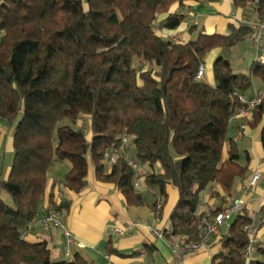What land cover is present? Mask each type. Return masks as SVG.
Here are the masks:
<instances>
[{
  "label": "trees",
  "instance_id": "1",
  "mask_svg": "<svg viewBox=\"0 0 264 264\" xmlns=\"http://www.w3.org/2000/svg\"><path fill=\"white\" fill-rule=\"evenodd\" d=\"M197 1L0 3V119L11 128L15 125L14 160L6 179L0 152V192L5 190L13 200L8 205L1 193L0 264H91L79 255L73 261H54L47 241L24 238L46 197L55 163L71 164L61 182L67 191L82 194L93 171L97 181L115 185L129 206L162 211L169 188L175 187L179 197L169 218L172 233H165L168 240L202 239L199 226L206 212L199 211L200 196L208 188L219 187L220 202H231L251 158L229 138V126L234 116L248 110L240 96L250 97L254 79L264 84V65L254 60L249 74H234L229 58L222 55L213 64L215 85L199 80L198 70L208 55L216 49L229 53L251 38V27L231 24L228 35H207L191 26L195 38L187 43L157 34L156 26L172 31L184 23V15L170 13L173 5L183 8ZM248 3L264 18V0H233L234 8L244 11ZM162 15L166 18L158 23ZM85 118L91 138L80 126ZM250 125L261 127L264 148V98L252 110ZM124 136L129 145L107 173L106 154L119 148ZM243 155L246 164L241 163ZM130 158L138 167L151 168L143 177L158 192L153 203L137 189L140 176ZM72 205L70 199L57 201L55 194L49 195L48 209L58 215L67 216ZM221 210L216 206L210 212L215 216ZM253 222L247 208L236 214L227 231L215 238L211 264H246L245 228ZM152 251L146 245L135 255ZM254 253L250 264H264V246L257 244ZM107 254L119 253L109 243Z\"/></svg>",
  "mask_w": 264,
  "mask_h": 264
},
{
  "label": "crops",
  "instance_id": "2",
  "mask_svg": "<svg viewBox=\"0 0 264 264\" xmlns=\"http://www.w3.org/2000/svg\"><path fill=\"white\" fill-rule=\"evenodd\" d=\"M3 1L0 0V3ZM170 13L184 15L186 17L184 23L172 31L158 27L157 34L166 40L185 43L194 39V36L189 33L191 26H196L198 32L203 31L207 35H228L230 33L229 26L231 24L238 26L237 22H239L232 20V15L236 14L238 17H242L246 14L242 9L234 8L233 0H198L197 2L188 3L183 8L173 5ZM165 18L166 15L160 16L158 23ZM224 53L228 54L223 49L212 51L208 55V59L206 58L208 60H206L207 63L203 64L207 83L212 86L215 85L213 64ZM253 61H251V64ZM210 73L212 77H210ZM256 92L258 91H255L248 98L254 97ZM251 121V112L234 116L229 126V133L230 131L233 132V136L230 139H233L238 144L242 153L246 152L251 158L249 150L253 149L255 155L261 159V154H263L261 153V148L264 150L260 139L261 127L253 128L250 125ZM13 134L12 128L9 127L7 139L3 138V144L0 147L1 153L3 150L8 151L9 154L14 151ZM242 157L245 158V155ZM251 165L253 168L252 175L255 173L261 175L259 170L264 166V159L260 163L255 161ZM56 166H59L58 172ZM147 168V172L151 170V168ZM157 169L162 172L159 164ZM70 170L71 165H64V162L55 163L51 167L48 173L49 187L46 197L39 207L36 219L24 235L28 242L47 241L54 261H73L79 255L91 264H180L174 256L169 240L165 238V233L171 227L169 219L171 212L179 197L178 190L175 187L169 188L168 202L162 211H155L153 207L147 205L129 206L124 195L115 185L97 181L93 171L88 176V184L84 192L80 195L71 193L61 185L65 175ZM9 171L10 168H8L7 175ZM262 180L263 175H261L259 183ZM143 182L144 185L141 192L144 193L145 199L149 203L158 200V192L149 189L145 183V178L140 176L137 180V185L140 186ZM218 191H220V188L214 185L201 193L200 212H208L216 206L223 208V206L228 204L220 202ZM50 193L56 195L57 201L62 199L73 201L71 211L67 216L58 215L48 209ZM247 202L248 206H246L245 201V208L248 207L253 213L252 217L258 230V244L264 246V212H261L264 206V193ZM160 205L161 203H159L158 207ZM132 223H137V226L130 233L125 236L116 234V228H127ZM227 227L229 226L222 228L218 235L212 237L206 248L197 252L190 251L185 253L182 258V264H211L215 253L212 244L216 242L215 238L217 236L221 237L227 231ZM68 233L71 234L72 238L69 246ZM109 243L119 254H107V245ZM146 245H152L153 251L135 255ZM255 258L256 255L253 252L252 260Z\"/></svg>",
  "mask_w": 264,
  "mask_h": 264
},
{
  "label": "built area",
  "instance_id": "3",
  "mask_svg": "<svg viewBox=\"0 0 264 264\" xmlns=\"http://www.w3.org/2000/svg\"><path fill=\"white\" fill-rule=\"evenodd\" d=\"M251 5V3H249ZM232 20L239 21L241 23H246L251 27V39L254 47L257 49V56L255 61L261 65H264V18H257L251 20L247 18L245 15L242 17H238L236 14L232 15ZM197 23V22H196ZM156 30L158 27L156 26ZM205 67L202 65L198 70L197 78L199 80H204L205 78ZM264 98V93L262 91H258L255 93L254 97L248 98L244 96H240L241 103L247 105L248 110L242 111L241 114L252 113V110L258 106L262 99ZM129 145V139L127 136L123 137L122 144L119 148H112L106 154V158L104 160V164L106 167L107 173H111L114 165L117 162V157L122 152L126 150ZM132 151V155H133ZM129 164L134 169H138V164L133 158L129 159ZM261 179V175L259 173H255L252 176L250 181V187H244L243 192L238 194L234 200L223 206L222 210L217 215H212L210 211L206 212L199 226V232L202 235V239L198 242L188 243L187 236H171L169 238L170 246L172 247L174 256L178 260L180 264L183 263V255L187 252H197L201 249L207 247L209 240L218 235L222 228L229 226L233 217L241 212L245 208V196L248 195L251 188H254L258 185ZM137 186V184H136ZM160 209V207H158ZM264 221V219H263ZM137 226V223H132L127 228H116L115 232L117 235L125 236L130 233L132 229ZM245 232L249 236V244L245 250V258L246 264H250L252 260V254L255 250L256 245L258 244L257 233L258 230L256 228L255 223L253 222L251 225H248L245 228ZM172 233V228L168 230L167 234ZM68 246L71 243V234L68 233ZM161 236V235H160ZM83 246V245H81Z\"/></svg>",
  "mask_w": 264,
  "mask_h": 264
},
{
  "label": "rangeland",
  "instance_id": "4",
  "mask_svg": "<svg viewBox=\"0 0 264 264\" xmlns=\"http://www.w3.org/2000/svg\"><path fill=\"white\" fill-rule=\"evenodd\" d=\"M248 9H246V11H244L246 14L245 16L251 20L257 19L258 16H256V14L253 13V10L250 6V4L248 3ZM239 25V22H237ZM156 29V27H155ZM1 38L2 35L0 34V42H1ZM195 38V37H194ZM223 56H227L231 62V66H232V71L234 74H249L250 73V66H251V61L255 60L256 56H257V49L254 47L252 39L251 38H246L244 39L242 42H240L236 47H234L233 49H231V51L226 54L224 53ZM208 59V58H207ZM206 59V60H207ZM205 60V62L207 63V61ZM136 67L140 68L141 66L138 64ZM148 68L145 67L144 70H147ZM208 76V75H206ZM210 77H212V74L210 73ZM204 81L207 82V77L204 78ZM261 90L264 93V84L259 80V79H254V89L252 94L255 91H259ZM21 117L18 118V120L16 121V123L19 122ZM80 126L83 127L86 131V134L89 138H91V134L89 131V119L85 118L82 121H80ZM10 126H8V122L6 120L0 119V130L2 132V136L4 139H7L8 136V129ZM11 128V127H10ZM15 128V125L12 126V130ZM229 138H231L233 136V132L230 131L229 133ZM240 145H242V143H240ZM263 151V152H262ZM250 154H251V162H250V167H249V171L246 175V177L243 180L237 181L233 190V196L229 197V200L232 202L236 196V194H239L240 192H243V188L244 187H250V181L252 179V174H253V168L251 167L253 162H261V160L264 159V150L261 148V159H259L255 153L253 149L249 150ZM4 156V168H3V179L7 178V172H8V168H11L12 164H13V160H14V151H12L11 154L8 153V151L6 152L5 150H3V152L1 153ZM241 163L242 164H246L247 160L246 158L242 157L241 159ZM63 165V164H61ZM64 165H71L70 162L66 161L64 162ZM262 166V165H261ZM57 167V172L59 171L58 167ZM147 166H139V168L137 169V175L139 176H143L145 175V173L147 172ZM261 170H259V172L261 173V175H263V180L261 181V183H259L256 187L251 188V190L248 193V196L245 197V201H246V206H248V200H251L253 198H257L260 195H262L264 193V166L260 168ZM55 172L56 170L53 169ZM139 184V183H138ZM144 185V182L139 185H137V189L139 191H141L142 186ZM2 199L10 206H13V200L12 197L10 196V194H8L5 190H3L2 192ZM248 210L249 215L252 217L253 213L250 211V209L248 207H246Z\"/></svg>",
  "mask_w": 264,
  "mask_h": 264
},
{
  "label": "water",
  "instance_id": "5",
  "mask_svg": "<svg viewBox=\"0 0 264 264\" xmlns=\"http://www.w3.org/2000/svg\"><path fill=\"white\" fill-rule=\"evenodd\" d=\"M0 196H1V192H0Z\"/></svg>",
  "mask_w": 264,
  "mask_h": 264
}]
</instances>
